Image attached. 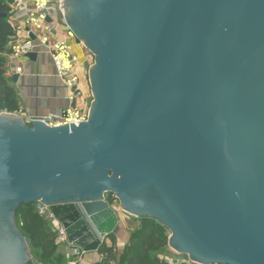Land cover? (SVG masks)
Returning a JSON list of instances; mask_svg holds the SVG:
<instances>
[{
	"label": "water",
	"instance_id": "obj_1",
	"mask_svg": "<svg viewBox=\"0 0 264 264\" xmlns=\"http://www.w3.org/2000/svg\"><path fill=\"white\" fill-rule=\"evenodd\" d=\"M64 2L95 102L79 126L0 113V264H41L17 225L38 203L99 252L106 194L194 264H264V0Z\"/></svg>",
	"mask_w": 264,
	"mask_h": 264
},
{
	"label": "crops",
	"instance_id": "obj_2",
	"mask_svg": "<svg viewBox=\"0 0 264 264\" xmlns=\"http://www.w3.org/2000/svg\"><path fill=\"white\" fill-rule=\"evenodd\" d=\"M59 0H53L55 13L50 17V21L56 27V36L62 38L70 32L66 24L63 12L59 10ZM28 8H34V3L30 0H21L19 3L13 5L14 16L12 19L15 29H26L28 21ZM24 37L20 36L14 38L11 42V48L15 43L23 42ZM74 54L80 58L79 64L75 70L79 76V87L83 92V97L77 100L76 105L69 100V90L62 83L57 74V69L53 63L52 57L46 48L40 47L37 50V60L32 61L30 58H24L21 61H9L6 64L7 77L11 80V86L15 89L18 96V103L20 112L23 114V120L28 124V119H45L50 116H60L74 107L83 108L85 103H91L93 99L92 89L90 85V70L94 65V57L86 49L85 46L76 39L73 42ZM22 67V74H16V68ZM18 75L17 82L13 81L14 76ZM132 219H126L125 222L121 220L120 230L113 234L115 237V247L119 253H122L127 246L131 232L139 226V222L131 224ZM56 223L58 230L60 225ZM125 223V225H124ZM127 224V225H126ZM135 227L130 229V226ZM106 244L109 247L114 246L111 237H108ZM65 246L66 253L68 246ZM61 248V247H60ZM169 255L164 258L172 260L173 263L184 261L186 263L194 264L190 259L185 258V255H179L169 247ZM103 260L99 252L86 254L79 264H97Z\"/></svg>",
	"mask_w": 264,
	"mask_h": 264
},
{
	"label": "trees",
	"instance_id": "obj_3",
	"mask_svg": "<svg viewBox=\"0 0 264 264\" xmlns=\"http://www.w3.org/2000/svg\"><path fill=\"white\" fill-rule=\"evenodd\" d=\"M15 0H0V113H19L20 107L15 89L7 77V55L12 52L11 42L17 33L13 26ZM4 15H7L4 17ZM111 204L119 200L114 194H108ZM139 226L130 234V240L122 253L115 247V237L111 235L114 246L106 243L99 250L103 260L97 264H177L165 256L169 255L170 232L151 218H134ZM17 225L20 232L32 241L31 251L41 264H69L66 253L60 251L57 244L58 230L52 221L36 212V205H22L17 213ZM187 264V263H182Z\"/></svg>",
	"mask_w": 264,
	"mask_h": 264
},
{
	"label": "built area",
	"instance_id": "obj_4",
	"mask_svg": "<svg viewBox=\"0 0 264 264\" xmlns=\"http://www.w3.org/2000/svg\"><path fill=\"white\" fill-rule=\"evenodd\" d=\"M21 0H15V3H19ZM34 3V8H28V21L26 29H15L16 37L23 36L24 41L18 42L13 45L12 52L7 55L9 61H21L22 59L28 58L27 56L31 53H37L40 47L47 49L52 57L53 63L57 69V74L65 87L69 90V100L72 104L76 105L77 100L83 97V92L79 87V76L75 68L80 62V58L74 54L73 41L76 40L74 34L70 31L65 37L56 36V27L49 19L55 13V7L53 0H30ZM63 0H59V10L61 12ZM64 15V12H63ZM81 45H83L81 43ZM84 46V45H83ZM23 68L17 67L16 74H22ZM91 103H85L83 108H72L65 114L60 116H50L45 119H28V124L32 122H42L48 127L56 128L65 126L68 124L80 125L82 122H86L90 117ZM8 113V112H7ZM23 117L22 112L12 113ZM36 212L39 216L45 217L52 222H56L50 208L42 203L36 204ZM60 225V224H59ZM58 245L68 246L66 252L70 259L69 264H79L86 253L81 248L74 246L69 242L66 235V230L60 225L58 229ZM186 263L179 261L177 264ZM188 264V263H187ZM191 264V263H189Z\"/></svg>",
	"mask_w": 264,
	"mask_h": 264
},
{
	"label": "rangeland",
	"instance_id": "obj_5",
	"mask_svg": "<svg viewBox=\"0 0 264 264\" xmlns=\"http://www.w3.org/2000/svg\"><path fill=\"white\" fill-rule=\"evenodd\" d=\"M94 64H95V60H94ZM94 66V65H93ZM93 102H95V99H92V102H91V106H92V104H93ZM106 200L109 202V204H110V206L111 207H113V208H115V210L119 213V215H120V217H121V220H123L124 222H125V220L126 219H132V221H134L133 219L135 218V217H133V216H130L129 214H126L125 212H123V210H122V207H121V204H120V202H115L114 204H111L110 203V201H109V198H108V195L106 194ZM132 225L133 224H135L136 225V222H132L131 223ZM52 225L54 226V227H56V223L55 222H52ZM124 225H125V223H124ZM127 225V224H126ZM130 226V229H134L135 227H133V226ZM60 251L62 252H64L65 251V246L64 245H62L61 246V248H60ZM32 252V251H31ZM32 255H33V252H32ZM186 256V255H185ZM33 257H34V255H33ZM185 258H189L188 256L187 257H185ZM34 259H36L35 257H34ZM37 260V259H36ZM38 261V260H37ZM39 262V261H38ZM171 262H172V260H171ZM40 263V262H39Z\"/></svg>",
	"mask_w": 264,
	"mask_h": 264
},
{
	"label": "flooded vegetation",
	"instance_id": "obj_6",
	"mask_svg": "<svg viewBox=\"0 0 264 264\" xmlns=\"http://www.w3.org/2000/svg\"><path fill=\"white\" fill-rule=\"evenodd\" d=\"M63 9H64V13H65V21H66V16L68 15V8H67V5H66V3L64 2L63 3ZM66 24H67V22H66ZM67 26H68V24H67ZM69 27V26H68ZM69 29H70V31L74 34V32L72 31V29L69 27ZM74 36H75V38L80 42V43H82L85 47H86V45L84 44V42L83 41H81V40H79L78 38H77V36L74 34ZM86 49H87V47H86ZM88 50V49H87ZM90 52V51H89ZM91 53V52H90ZM92 54V53H91ZM92 56L94 57V60H95V56L92 54Z\"/></svg>",
	"mask_w": 264,
	"mask_h": 264
}]
</instances>
